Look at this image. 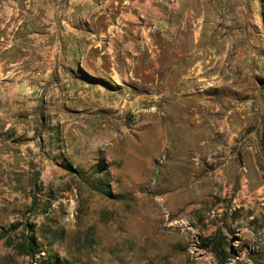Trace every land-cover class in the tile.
Segmentation results:
<instances>
[{"label":"crops","instance_id":"0c3cea01","mask_svg":"<svg viewBox=\"0 0 264 264\" xmlns=\"http://www.w3.org/2000/svg\"><path fill=\"white\" fill-rule=\"evenodd\" d=\"M199 3L0 0V169L46 185L77 165L86 134L118 145L117 120H126V168L143 150L207 148L217 143L213 126L226 123L232 129L221 145L245 152L215 171L235 183L242 170L261 191L264 99L252 113L244 104L238 114H214L211 96L195 93L204 80L194 75L205 53L197 41L209 20Z\"/></svg>","mask_w":264,"mask_h":264},{"label":"rangeland","instance_id":"374dc122","mask_svg":"<svg viewBox=\"0 0 264 264\" xmlns=\"http://www.w3.org/2000/svg\"><path fill=\"white\" fill-rule=\"evenodd\" d=\"M199 2L209 20L195 93L211 96L214 114L244 104L252 113L264 99V0ZM116 122L123 132L126 120ZM226 125L213 126L217 143L207 148L139 151L128 168L122 132L118 145L86 134L77 165L46 185L1 168L0 264H31L17 250L24 239L35 243L32 264H264V188L251 190L242 170L235 183L215 171L245 152L221 145ZM255 163L264 183V156Z\"/></svg>","mask_w":264,"mask_h":264},{"label":"trees","instance_id":"16d2710c","mask_svg":"<svg viewBox=\"0 0 264 264\" xmlns=\"http://www.w3.org/2000/svg\"><path fill=\"white\" fill-rule=\"evenodd\" d=\"M69 168V167H68ZM4 234H0V238H3ZM17 250L19 253L25 255L30 258L31 264L33 263L34 257L36 255V247L35 243L29 239H24L21 243L17 245ZM34 263H36L34 261ZM56 261L51 258L49 264H55ZM47 264V263H44ZM61 264H65L64 262Z\"/></svg>","mask_w":264,"mask_h":264}]
</instances>
